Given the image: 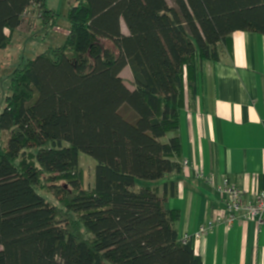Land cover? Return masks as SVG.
I'll list each match as a JSON object with an SVG mask.
<instances>
[{
    "label": "trees",
    "instance_id": "obj_1",
    "mask_svg": "<svg viewBox=\"0 0 264 264\" xmlns=\"http://www.w3.org/2000/svg\"><path fill=\"white\" fill-rule=\"evenodd\" d=\"M27 15L46 36L56 27L47 0H0V50ZM67 19L65 42L10 76L0 264H204L167 207L175 184L161 193L136 182L182 172L181 113L198 63L219 61L234 32L264 35V0H70ZM80 153L96 161L91 188Z\"/></svg>",
    "mask_w": 264,
    "mask_h": 264
},
{
    "label": "crops",
    "instance_id": "obj_2",
    "mask_svg": "<svg viewBox=\"0 0 264 264\" xmlns=\"http://www.w3.org/2000/svg\"><path fill=\"white\" fill-rule=\"evenodd\" d=\"M179 133L178 160L190 165L153 184L161 193L166 183L176 186L167 207L180 213L179 238H192L204 264H264V221L229 225L216 187L226 177L248 200L264 190V35L234 32L219 61L198 63L196 95L186 99ZM199 171L215 184L197 178ZM210 222L214 227L196 237Z\"/></svg>",
    "mask_w": 264,
    "mask_h": 264
},
{
    "label": "rangeland",
    "instance_id": "obj_3",
    "mask_svg": "<svg viewBox=\"0 0 264 264\" xmlns=\"http://www.w3.org/2000/svg\"><path fill=\"white\" fill-rule=\"evenodd\" d=\"M47 5L52 7L58 15L56 27L48 33L42 29L39 16H26L19 29L14 33L12 43L5 50H0V113L5 108V99L8 95V86L12 72L23 63V59L32 58L46 51L49 48H55L66 40V33L69 31L68 12L70 7L69 0H47ZM123 29L126 31L125 25ZM122 78L130 89H133V77L130 68L127 67L122 73ZM6 137L0 130V153L5 146ZM80 167L84 175V184L86 187L94 186L96 161L84 154L79 155ZM137 188L144 185H153V182L137 180ZM42 193L51 201L52 197L42 191Z\"/></svg>",
    "mask_w": 264,
    "mask_h": 264
},
{
    "label": "built area",
    "instance_id": "obj_4",
    "mask_svg": "<svg viewBox=\"0 0 264 264\" xmlns=\"http://www.w3.org/2000/svg\"><path fill=\"white\" fill-rule=\"evenodd\" d=\"M190 165L188 160L183 161V167H188ZM197 178H205L211 184H215V179L213 177H205L203 172L197 173ZM218 191L226 200L227 209L229 215L226 221L229 225L236 221H250L257 219L259 221H264V190L253 195V199H246V194L243 190L239 189L226 177L222 178L219 184H216ZM214 227V223L210 222L205 227L201 228L196 234V237H201L206 234L209 230ZM192 238L186 236L184 242L191 241Z\"/></svg>",
    "mask_w": 264,
    "mask_h": 264
}]
</instances>
